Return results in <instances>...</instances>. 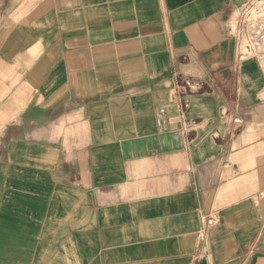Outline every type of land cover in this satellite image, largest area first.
I'll list each match as a JSON object with an SVG mask.
<instances>
[{
    "label": "crops",
    "instance_id": "obj_1",
    "mask_svg": "<svg viewBox=\"0 0 264 264\" xmlns=\"http://www.w3.org/2000/svg\"><path fill=\"white\" fill-rule=\"evenodd\" d=\"M246 2L0 0V264H264Z\"/></svg>",
    "mask_w": 264,
    "mask_h": 264
},
{
    "label": "built area",
    "instance_id": "obj_2",
    "mask_svg": "<svg viewBox=\"0 0 264 264\" xmlns=\"http://www.w3.org/2000/svg\"><path fill=\"white\" fill-rule=\"evenodd\" d=\"M237 39L241 48L237 52V59L254 58L264 71V0H248L237 13ZM183 107L187 102H182ZM164 111L161 109L160 113ZM162 121V119H160ZM214 222L216 217L208 214L202 216V227Z\"/></svg>",
    "mask_w": 264,
    "mask_h": 264
}]
</instances>
